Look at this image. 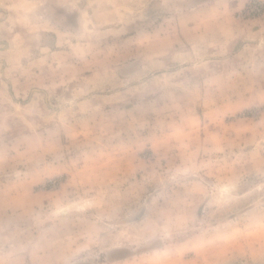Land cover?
<instances>
[{"label":"rangeland","instance_id":"obj_1","mask_svg":"<svg viewBox=\"0 0 264 264\" xmlns=\"http://www.w3.org/2000/svg\"><path fill=\"white\" fill-rule=\"evenodd\" d=\"M0 264H264V0H0Z\"/></svg>","mask_w":264,"mask_h":264}]
</instances>
